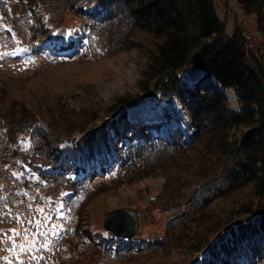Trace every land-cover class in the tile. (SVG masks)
Masks as SVG:
<instances>
[{"label": "rangeland", "instance_id": "1", "mask_svg": "<svg viewBox=\"0 0 264 264\" xmlns=\"http://www.w3.org/2000/svg\"><path fill=\"white\" fill-rule=\"evenodd\" d=\"M30 1L16 22L6 19L7 5L0 14L8 21L0 18V254H7L0 264H264L255 240L240 244L248 255L226 256L230 230L264 216L255 181L231 184L227 176L229 149L251 125H233L222 136L191 125L185 102L162 87L166 74L156 61L165 34L135 25L125 7ZM213 3L225 32L240 33L248 60L264 72V0ZM69 41L77 46L63 53ZM174 77L199 93L212 80L193 65ZM219 87L239 110L235 89ZM167 135L180 143L158 139ZM142 138L132 150L143 152L130 165L128 146ZM41 142L59 144L57 161L84 162L92 153L90 178L28 175L20 161ZM60 184L72 192L46 200L44 191ZM120 206L137 214L140 241L126 249L109 239L113 248L118 243L113 252L102 247L112 234L103 218Z\"/></svg>", "mask_w": 264, "mask_h": 264}, {"label": "trees", "instance_id": "2", "mask_svg": "<svg viewBox=\"0 0 264 264\" xmlns=\"http://www.w3.org/2000/svg\"><path fill=\"white\" fill-rule=\"evenodd\" d=\"M0 0V11L4 13V4L10 8L14 22L34 2L26 0ZM107 0H99L104 7ZM110 1V0H109ZM114 7H125L131 21L142 28L156 33L165 34L157 54V65L166 74L162 80L163 88L182 99L189 108L188 120L192 125L204 131L216 133L219 136L228 133V129L236 124L248 123L246 130L234 147H230L231 156L227 176L229 182L245 184L255 181L256 192L264 203V72L252 64L245 53L243 40L238 31L228 35L225 32V22L220 19L214 9L213 0H111ZM243 1V0H242ZM28 3V4H26ZM112 6V8H113ZM98 9H96L97 11ZM102 11L99 8L98 12ZM190 19L195 24L185 30ZM193 65L202 69L207 80L203 92H197L184 80L172 78L173 72H179L184 66ZM205 80V78H204ZM233 87L242 107L239 110L227 105L223 89ZM151 95V92L147 96ZM126 108H124L125 110ZM2 124L6 123L0 122ZM41 132V131H40ZM38 133V129H36ZM15 134V133H14ZM14 134L11 133V136ZM10 136V134H8ZM40 135V134H39ZM48 135V134H47ZM44 135L39 136V138ZM46 137V135H45ZM47 138V137H46ZM49 138H47L48 140ZM63 139V138H62ZM59 140L63 142L64 140ZM164 144L172 146L180 143V139L171 135L161 137ZM142 141L137 142L140 144ZM184 143V142H182ZM40 143L34 147L26 159L43 164L57 163L60 146L57 143ZM229 147V146H227ZM142 153L143 151L140 150ZM138 150H130L128 154L130 165H135L141 156ZM53 154V156H52ZM68 167L71 168L70 165ZM61 185V184H60ZM60 185L52 187L50 194H58ZM70 188V184H65ZM264 209V207H262ZM256 222L241 224L237 229L230 230L227 246L229 251H236L241 243L257 241L264 249V216H258ZM241 228V229H238ZM238 231V236L236 232ZM133 241H140L133 238ZM217 259H209L213 264Z\"/></svg>", "mask_w": 264, "mask_h": 264}, {"label": "water", "instance_id": "3", "mask_svg": "<svg viewBox=\"0 0 264 264\" xmlns=\"http://www.w3.org/2000/svg\"><path fill=\"white\" fill-rule=\"evenodd\" d=\"M103 225L115 235L131 238L136 233L138 217L127 206L115 207L105 214Z\"/></svg>", "mask_w": 264, "mask_h": 264}, {"label": "bare ground", "instance_id": "4", "mask_svg": "<svg viewBox=\"0 0 264 264\" xmlns=\"http://www.w3.org/2000/svg\"><path fill=\"white\" fill-rule=\"evenodd\" d=\"M139 126V125H138Z\"/></svg>", "mask_w": 264, "mask_h": 264}]
</instances>
